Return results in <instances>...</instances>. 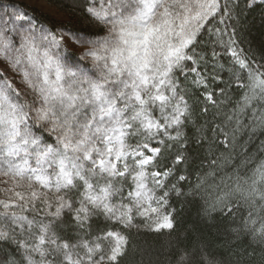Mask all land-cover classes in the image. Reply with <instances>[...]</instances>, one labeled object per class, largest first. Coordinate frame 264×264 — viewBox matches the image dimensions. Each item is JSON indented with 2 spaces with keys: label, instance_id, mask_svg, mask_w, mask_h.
Segmentation results:
<instances>
[{
  "label": "snow or ice",
  "instance_id": "snow-or-ice-1",
  "mask_svg": "<svg viewBox=\"0 0 264 264\" xmlns=\"http://www.w3.org/2000/svg\"><path fill=\"white\" fill-rule=\"evenodd\" d=\"M55 2L65 19L0 0V264H124L133 233L177 231L173 199L230 252H264V145L246 147L264 134V11L256 35L246 19L264 0ZM164 255L224 264L179 237Z\"/></svg>",
  "mask_w": 264,
  "mask_h": 264
},
{
  "label": "trees",
  "instance_id": "trees-1",
  "mask_svg": "<svg viewBox=\"0 0 264 264\" xmlns=\"http://www.w3.org/2000/svg\"><path fill=\"white\" fill-rule=\"evenodd\" d=\"M45 1L50 7L55 9L54 13H50L42 8L29 3L28 4L30 8L36 9V13H43L45 16L51 17L53 20H62L66 18V13L62 12L57 7L55 0ZM21 2L27 3L25 1ZM262 11L264 10L257 8L249 11L247 14L246 19L248 20L249 26L252 28L253 35L257 34V30L260 27L259 21L261 19ZM229 62L230 57L221 54L220 63L224 65L225 69H227ZM6 74H8L11 78L9 73ZM222 75L225 79L228 78L227 71L223 72ZM211 111V106H209V112L211 113ZM197 112H199L198 107ZM197 119L199 122H203V116H198ZM188 135L194 139L197 135L196 130L189 127ZM262 145H264V134L257 131L256 135L246 145V147H248L253 154H258L257 149H259ZM192 153L196 157L197 164L206 154L203 146H194L192 148ZM190 170L195 171V166H192ZM182 185L186 190V185H184L183 182ZM172 204L177 208V231L172 236H169L164 232H141L138 235L133 233L131 235L132 253L124 261V264H140L141 250L146 248H150L152 251L153 264H166V256L164 253H166L168 249L169 242H175L178 237L181 239L183 246L187 248H192L201 242L207 243L211 250L223 259L224 264H238L239 258L232 254V252L238 250H246L247 253H250V255L243 256L242 264H264V252L255 246L248 245L247 243L240 242L237 246H234L230 252L229 247L221 242L217 229L206 226L203 221L199 219L197 215L198 205H185L178 202L176 199H173ZM157 253H160L159 257H157Z\"/></svg>",
  "mask_w": 264,
  "mask_h": 264
},
{
  "label": "rangeland",
  "instance_id": "rangeland-1",
  "mask_svg": "<svg viewBox=\"0 0 264 264\" xmlns=\"http://www.w3.org/2000/svg\"><path fill=\"white\" fill-rule=\"evenodd\" d=\"M21 1H25L29 4L42 8L50 13L55 12V9L50 7L49 4H47L45 0H21Z\"/></svg>",
  "mask_w": 264,
  "mask_h": 264
}]
</instances>
